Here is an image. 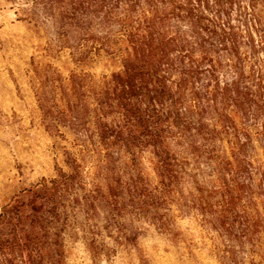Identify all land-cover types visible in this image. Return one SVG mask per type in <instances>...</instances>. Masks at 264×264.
I'll use <instances>...</instances> for the list:
<instances>
[{
    "label": "rangeland",
    "instance_id": "rangeland-1",
    "mask_svg": "<svg viewBox=\"0 0 264 264\" xmlns=\"http://www.w3.org/2000/svg\"><path fill=\"white\" fill-rule=\"evenodd\" d=\"M0 264H264V0H0Z\"/></svg>",
    "mask_w": 264,
    "mask_h": 264
}]
</instances>
